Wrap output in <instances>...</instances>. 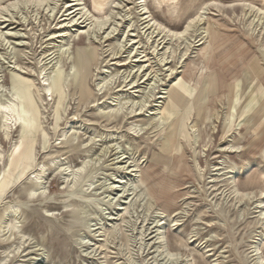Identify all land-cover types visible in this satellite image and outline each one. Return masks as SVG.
I'll list each match as a JSON object with an SVG mask.
<instances>
[{
  "label": "rangeland",
  "instance_id": "374dc122",
  "mask_svg": "<svg viewBox=\"0 0 264 264\" xmlns=\"http://www.w3.org/2000/svg\"><path fill=\"white\" fill-rule=\"evenodd\" d=\"M82 2L86 23L76 0L0 19L16 22L0 25V98L22 115L0 119V212L18 206V264H264V0ZM198 12L180 38L143 19L181 32Z\"/></svg>",
  "mask_w": 264,
  "mask_h": 264
},
{
  "label": "bare ground",
  "instance_id": "6f19581e",
  "mask_svg": "<svg viewBox=\"0 0 264 264\" xmlns=\"http://www.w3.org/2000/svg\"><path fill=\"white\" fill-rule=\"evenodd\" d=\"M52 1L54 2V0H47V1H45V0H8V1H6V2H4V3H2L0 5V19L5 13H12L13 10H17V11L22 12L24 10L26 11V9L31 8V6L38 7V8L42 7V6L45 5V2H47L48 5H49V4L52 3ZM53 6H55V5H53ZM69 6H71V5H69ZM46 7H45V9H46ZM55 9H53V10H55ZM71 9H74V11L69 12L70 14L68 16H71L72 14H75V13L79 12V14H77V15L81 16L79 19L80 20L85 19L84 22H82V23H86L89 20V17H90L91 13L89 14V11L84 6L82 0H76V4H74L73 8H70V10ZM144 9H145V7H144ZM49 10H50V8H49ZM48 13H50V12H48ZM257 13L260 14L261 16L264 15V11L262 9H258ZM200 15H201V13L198 12V15L195 18L190 19L189 22H187L186 25L183 27V30L181 32H177V31H173V30L167 29L166 27L161 25L158 21L154 20V18H151L149 15L143 17V19L145 20V23L147 24L146 27L148 29H150V30L151 29L154 30L153 32H151L152 34L157 33L159 37H163V38H166L168 36L180 38V37L185 36V34L193 27V25L195 23V20L199 19ZM109 18H110V20L112 19V13L109 16L107 15L105 17L91 16L93 24L90 25V27L88 26L89 28L87 27V30H86L87 34L98 33V32H102L103 30H105V27L109 23ZM1 20H3V19H1ZM1 20H0V25L2 27L3 26L6 27L7 29L9 27H14V25L16 23V22H12V20H4V21H1ZM75 20L76 19H74V21ZM110 28H112V27H110ZM9 30H11V31L10 32L8 31L7 35L9 34L10 36L11 35L15 36V38L19 37L17 32H13L12 31V30H14V28H11ZM114 31H116V29ZM113 33H115V32H113ZM4 34L5 33H3V30L0 27V35H1L0 37H5V36H3ZM42 72H44V69L42 70ZM13 79L15 81L14 83L16 84V86L20 88L19 89L20 93L23 95L26 112H30L32 117H35V105H34V103L32 102V100H31V98L29 96V91H28L26 85L23 82H20V81L17 82L16 78H14V77H13ZM110 82H111V80H110ZM50 91H51V88L49 87L48 94H49ZM150 94H151V92H150ZM133 105L137 107L136 109L142 110L146 106V101L134 102ZM124 108H125L124 104H117L113 108H110L109 112L112 114L111 116H115L116 114L118 115L123 110H125ZM231 108H232V111L234 112L235 101L233 103H231ZM231 116L233 117V115H230V117ZM0 119L8 127H12L13 124L19 122L22 119V115H21V111H20L19 105L16 103V101L14 99L2 100L0 98ZM133 128H138V127H136L134 125ZM225 130H226V128H224V132H225ZM67 133H68V131H67ZM89 165H90V162L89 161H87V162L85 161L83 163V165L81 167H79L77 170L69 169V173H70L68 175L69 179L71 178L72 174H74V178L71 180V183H76L78 181V178H79L77 176L78 173L84 171ZM237 173H241V172H240V169L236 168V167H234L232 172H230V174H232V175L228 179V182H230L229 185L232 186L231 187V194L233 195L234 200H236L238 203L239 202H244V201H247V200L249 201V199L251 200V198L253 197L254 193L248 192V191H243L242 192L236 187L235 176L237 175ZM31 190H32V192L33 191L35 192L37 190V188L33 187ZM260 195H261V198L258 201L259 202L258 203V209H260V215L257 218H258L259 222L263 223L264 222V211H263L262 205L264 203V200L262 199V197L264 196V193L261 192ZM17 207H18L17 205H11V206L9 205V206L4 207L3 210H1V212H0V246L4 247V250H3V252H1V255H0V264H18L20 261L23 262V260H20V258L23 257V256L20 255V253L23 250L24 244L27 243V239H26L25 234L21 232L20 233L21 236L19 238V241L15 242V243L13 241L15 233L16 232L19 233V231H20L19 222H18L17 218L15 217V214L18 213ZM172 256H174V255H172ZM45 260L46 259L43 257L38 262H36V264H45Z\"/></svg>",
  "mask_w": 264,
  "mask_h": 264
}]
</instances>
